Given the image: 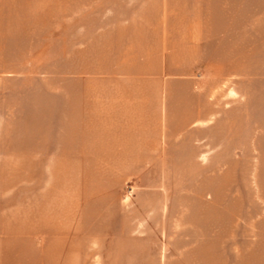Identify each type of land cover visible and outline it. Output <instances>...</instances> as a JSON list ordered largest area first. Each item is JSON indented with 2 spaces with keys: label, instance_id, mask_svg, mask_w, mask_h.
Listing matches in <instances>:
<instances>
[{
  "label": "rangeland",
  "instance_id": "1",
  "mask_svg": "<svg viewBox=\"0 0 264 264\" xmlns=\"http://www.w3.org/2000/svg\"><path fill=\"white\" fill-rule=\"evenodd\" d=\"M0 264H264V0H0Z\"/></svg>",
  "mask_w": 264,
  "mask_h": 264
}]
</instances>
